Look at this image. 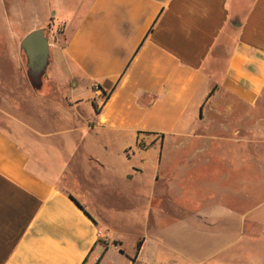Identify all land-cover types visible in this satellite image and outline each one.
Wrapping results in <instances>:
<instances>
[{
	"label": "crops",
	"instance_id": "0c3cea01",
	"mask_svg": "<svg viewBox=\"0 0 264 264\" xmlns=\"http://www.w3.org/2000/svg\"><path fill=\"white\" fill-rule=\"evenodd\" d=\"M39 3L61 39L0 125V264H264L244 210L186 201L212 188L183 173L264 96V0H13L18 30Z\"/></svg>",
	"mask_w": 264,
	"mask_h": 264
},
{
	"label": "rangeland",
	"instance_id": "374dc122",
	"mask_svg": "<svg viewBox=\"0 0 264 264\" xmlns=\"http://www.w3.org/2000/svg\"><path fill=\"white\" fill-rule=\"evenodd\" d=\"M1 1H4V6L1 2L0 9L5 10V16L4 19L0 18V125L10 129L12 124L6 113H13V102L19 105L24 98L21 95L25 96L26 101L32 99L29 92L34 93L33 89L41 88V85L35 86L34 80L39 79L41 84L45 70L36 74L29 67L27 53L21 46L29 31L18 29L30 26L28 7L21 11L26 16L21 15L20 21L14 25L13 0ZM39 4L36 8L38 26L34 30L43 29L48 42H53L54 39L59 41L60 27H53L51 21L40 24L39 13L46 9ZM14 75L17 78L15 80ZM29 78L31 82L28 81ZM54 92L49 90L48 95L52 96ZM240 108L238 111H229L223 116L214 117L219 125L214 123V127L207 131V134L214 138V142L204 146L212 153H228V157L213 154L210 159L195 161L196 166H191L193 168L189 167L188 172H183L185 179H188L187 183L212 188L208 192H192V197H187L186 201L195 199L201 202L211 195L219 198L224 206L228 204L231 209L236 207L244 210L248 219L246 228L255 227L256 241L260 240L257 245L259 250L256 251V256H259V251L264 252V96L254 108ZM26 109L28 110V107ZM132 162L133 160L129 162L124 159L118 161V166H115L117 168L122 166L121 168L127 170ZM226 168L230 169L228 181L225 177H220L218 172L225 171ZM219 179H223V185L215 182L208 184L209 180ZM181 195L189 193L182 192Z\"/></svg>",
	"mask_w": 264,
	"mask_h": 264
},
{
	"label": "water",
	"instance_id": "95a60500",
	"mask_svg": "<svg viewBox=\"0 0 264 264\" xmlns=\"http://www.w3.org/2000/svg\"><path fill=\"white\" fill-rule=\"evenodd\" d=\"M28 56V65L39 74L45 70L49 48L48 39L45 37L43 29L30 32L21 42Z\"/></svg>",
	"mask_w": 264,
	"mask_h": 264
},
{
	"label": "trees",
	"instance_id": "16d2710c",
	"mask_svg": "<svg viewBox=\"0 0 264 264\" xmlns=\"http://www.w3.org/2000/svg\"><path fill=\"white\" fill-rule=\"evenodd\" d=\"M35 81V86L36 87H39L41 84H40V80L39 79H36V80H34ZM96 110L98 111V109H97V107H96ZM70 198L72 199V200H74L77 204H78V206L81 208V209H83L84 211H85V213L90 217V218H92L94 221H95V219L88 213V211L78 202V200L76 199V198H74L72 195H70ZM141 245V242H139V244H138V246H140Z\"/></svg>",
	"mask_w": 264,
	"mask_h": 264
}]
</instances>
